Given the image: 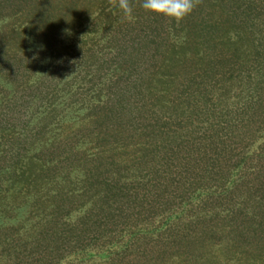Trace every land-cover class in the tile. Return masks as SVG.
Returning <instances> with one entry per match:
<instances>
[{"label":"trees","instance_id":"16d2710c","mask_svg":"<svg viewBox=\"0 0 264 264\" xmlns=\"http://www.w3.org/2000/svg\"><path fill=\"white\" fill-rule=\"evenodd\" d=\"M130 2L137 14L133 22H122L119 10H100L88 24L108 21L100 29L105 50L88 47L82 38L69 42L79 48L72 77L107 74L86 99L80 119L60 121L59 136L48 146L56 149V166L47 161L41 167L44 175L51 166L65 169L54 177L64 188L74 165L72 180L81 189L48 193H62L65 202L85 195L89 202L78 236L104 227L114 249L153 237L152 261L170 248L168 264H264V0H202L180 23L146 13L141 0ZM97 4L0 0L12 17H27L23 33L39 44L35 50L52 42L65 49L61 34L87 19ZM30 67L25 59L12 84ZM77 133L89 154L82 144L76 147ZM38 170L29 184L43 179ZM169 203L166 219L142 225L145 212ZM130 227L135 228L116 243ZM113 250L106 254L121 253ZM136 258V264L146 260Z\"/></svg>","mask_w":264,"mask_h":264},{"label":"rangeland","instance_id":"374dc122","mask_svg":"<svg viewBox=\"0 0 264 264\" xmlns=\"http://www.w3.org/2000/svg\"><path fill=\"white\" fill-rule=\"evenodd\" d=\"M96 1L98 4L91 8L87 19L82 18L80 24L71 28V31L65 35L61 34L65 44L64 51L59 50L53 42L48 48L43 45V49H33L36 48L34 45L37 42H30L28 35L23 33L26 27L23 20L27 17H12L9 6L3 10L0 8V105L3 106L0 107V264H136L140 262L136 256L146 259L142 264L169 263L167 259L169 260L170 248L154 261L149 258H155V254L150 251L156 244L153 237L138 241L133 239L134 245L123 250L118 247L114 249L110 242H106L104 227L89 230L88 234H83L84 237L78 236V229L82 225L81 217L89 202L87 197L71 196L72 198L65 202L62 193L54 197L48 193L59 189L65 193H73V188L76 193L77 188L81 189L80 183L72 180L76 176L74 165L68 169V177L72 182L62 188L56 181L54 177H61L65 169H53L58 156L56 149L48 146L52 138H58L61 120L80 119L86 99L95 96L96 84L107 74L104 70L100 71L99 77L94 75L92 79L83 78L81 73L72 77L79 48L69 45V42H77L82 38L88 47L105 50L101 47L103 38L100 29L108 21H100V24L94 27L88 24H92V18L100 10H112V15L118 10L110 8L107 0ZM1 5L0 7L4 6ZM19 11L17 8L16 14H19ZM133 15H137L135 9ZM86 45L84 47H87ZM22 54L25 58L20 57ZM25 59L32 67L24 70L25 74L20 73L17 82L12 84L11 75L15 73L17 76L18 72H22L20 64ZM62 64L64 66H61ZM46 66L49 67L44 73ZM55 66L61 68L56 69ZM109 67L112 66L106 67L107 71ZM40 82L41 84H38ZM35 84L40 86L35 87ZM43 89H49L50 94L46 95ZM4 106L11 108L6 109ZM77 135L73 140L76 147H79L83 142L81 135ZM82 145L86 148V154H89L91 149ZM248 147L246 144L245 148ZM28 157L29 164L24 166L22 174L19 175L18 170ZM47 161L53 166L48 174L44 175L45 171H42L41 167L47 166ZM62 164L60 162L59 166ZM39 168L43 179L29 184V180L35 172H39ZM163 195L156 196L155 202H161ZM167 197L170 200V196ZM169 212L170 203L167 208L161 210L153 208L145 212L141 223L145 225L151 221L155 226L159 221L166 219ZM134 228H124V232H121L124 237L117 238L116 243L125 240L127 233ZM56 232H59L60 238ZM42 233L48 234L42 238ZM111 250H119L121 253L106 254Z\"/></svg>","mask_w":264,"mask_h":264},{"label":"clouds","instance_id":"9594fccd","mask_svg":"<svg viewBox=\"0 0 264 264\" xmlns=\"http://www.w3.org/2000/svg\"><path fill=\"white\" fill-rule=\"evenodd\" d=\"M110 8H116L121 12L122 22H133V6L130 0H107ZM202 0H141L140 7L146 12L163 17L169 22L180 23Z\"/></svg>","mask_w":264,"mask_h":264}]
</instances>
